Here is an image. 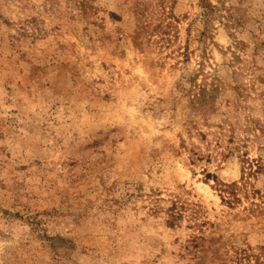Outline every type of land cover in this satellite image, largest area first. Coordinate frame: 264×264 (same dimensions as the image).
Segmentation results:
<instances>
[{"label":"rangeland","instance_id":"374dc122","mask_svg":"<svg viewBox=\"0 0 264 264\" xmlns=\"http://www.w3.org/2000/svg\"><path fill=\"white\" fill-rule=\"evenodd\" d=\"M0 264H264V0H0Z\"/></svg>","mask_w":264,"mask_h":264},{"label":"trees","instance_id":"16d2710c","mask_svg":"<svg viewBox=\"0 0 264 264\" xmlns=\"http://www.w3.org/2000/svg\"><path fill=\"white\" fill-rule=\"evenodd\" d=\"M253 161H255V164L253 163ZM247 164L249 166V172L250 173L252 172L253 166H255V168L253 169V172L256 173L258 171H262V165L259 163L258 159H249V160H247ZM219 185H220V189L221 190H226L228 195L234 192L232 190L234 182H231V183L221 182Z\"/></svg>","mask_w":264,"mask_h":264}]
</instances>
